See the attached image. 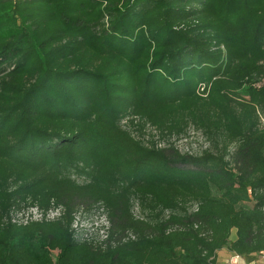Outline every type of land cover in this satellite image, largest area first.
<instances>
[{"label":"trees","instance_id":"obj_1","mask_svg":"<svg viewBox=\"0 0 264 264\" xmlns=\"http://www.w3.org/2000/svg\"><path fill=\"white\" fill-rule=\"evenodd\" d=\"M263 119L264 0H0V220L64 208L50 223H1L0 264L256 259ZM189 127L211 145L200 156L159 145ZM97 203L104 249L70 230Z\"/></svg>","mask_w":264,"mask_h":264},{"label":"built area","instance_id":"obj_2","mask_svg":"<svg viewBox=\"0 0 264 264\" xmlns=\"http://www.w3.org/2000/svg\"><path fill=\"white\" fill-rule=\"evenodd\" d=\"M198 209L197 204H189L188 210L190 212H196ZM95 212L91 221L84 220L85 214L88 215ZM64 214V208L62 205L50 202L49 207L46 209L40 208L35 204H28L19 208H11L9 212L0 220L1 223H7L15 226H26L31 223H50L54 222L62 217ZM131 214L135 220L143 221L146 216L141 213L139 205L136 201L132 203ZM169 212L166 211L164 216H168ZM70 230L73 233V237L80 242L91 244L93 247L100 249L106 248L109 243L110 222L107 217V213L102 204L97 203L89 208L82 206L78 207L73 214V220L70 225ZM121 238V242H127L134 240V236L131 232H125ZM258 257L264 261V251L258 254ZM238 256L233 257V261L238 259Z\"/></svg>","mask_w":264,"mask_h":264},{"label":"rangeland","instance_id":"obj_3","mask_svg":"<svg viewBox=\"0 0 264 264\" xmlns=\"http://www.w3.org/2000/svg\"><path fill=\"white\" fill-rule=\"evenodd\" d=\"M262 122H264V119L262 120ZM146 131V139H148V134H150L153 136L154 140H157L154 132L151 129L148 128ZM159 145L161 147L171 145L181 154H189L197 157L200 156L204 150L209 149V147L211 146L210 143L205 139V137L199 131L193 129L192 127H189L185 135L181 136L180 138L177 139L173 137L171 139L160 140ZM94 215L95 212L90 215H88L87 213L84 216V220L91 221L93 217L90 218L89 216ZM231 260H233V258Z\"/></svg>","mask_w":264,"mask_h":264},{"label":"crops","instance_id":"obj_4","mask_svg":"<svg viewBox=\"0 0 264 264\" xmlns=\"http://www.w3.org/2000/svg\"><path fill=\"white\" fill-rule=\"evenodd\" d=\"M235 233L232 231L231 239H234ZM234 255L228 252L226 249H222L216 253V264H264V261L259 257L256 259H249L244 257H239L235 261L231 260Z\"/></svg>","mask_w":264,"mask_h":264}]
</instances>
